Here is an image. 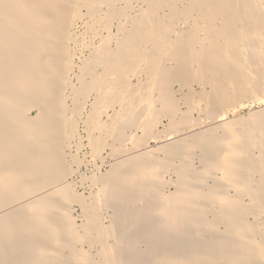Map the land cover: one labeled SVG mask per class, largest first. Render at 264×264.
Listing matches in <instances>:
<instances>
[{"label": "bare ground", "instance_id": "1", "mask_svg": "<svg viewBox=\"0 0 264 264\" xmlns=\"http://www.w3.org/2000/svg\"><path fill=\"white\" fill-rule=\"evenodd\" d=\"M241 99L264 101V0H0V264H264Z\"/></svg>", "mask_w": 264, "mask_h": 264}, {"label": "rangeland", "instance_id": "2", "mask_svg": "<svg viewBox=\"0 0 264 264\" xmlns=\"http://www.w3.org/2000/svg\"><path fill=\"white\" fill-rule=\"evenodd\" d=\"M78 23L80 25V22H78ZM192 86H193V88L195 90H197V86L196 85L193 84ZM174 88H176V86H174ZM240 101H241L240 105L238 104V105H236L234 107H231V109H229L228 111H226L225 115L223 116L224 119L233 118V117L238 116V115H246L248 112L264 106V101L263 100L254 101V102H252V101L248 102L246 99H241ZM183 109L184 108L182 107L181 110H183ZM27 114L29 116H34L35 115V110L30 109L27 112ZM196 115H197L196 112H193V116H196ZM200 116L202 117V114H200ZM165 123H166V120L165 119H161L159 124L157 125V129L163 130V125ZM159 143H160V141H158V140H156V141L155 140H151V141H149L148 144L151 147H155ZM86 152H87V148L82 149L80 151V153L78 154V159H83L82 156ZM85 158L83 159L82 163L79 166V169H78L79 171L72 176V180H76L78 178V176L81 175V174L89 176L91 174V172H93L91 164L87 163V161L89 159L88 156L86 155ZM85 160H86V162H85ZM101 169L104 171V170L107 169V166L105 165V167H102ZM77 191L81 192V189H77ZM75 215H77V210L75 212H72V216H75Z\"/></svg>", "mask_w": 264, "mask_h": 264}]
</instances>
